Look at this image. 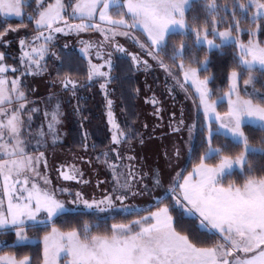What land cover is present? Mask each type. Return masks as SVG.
I'll return each instance as SVG.
<instances>
[{
    "label": "snow or ice",
    "instance_id": "1",
    "mask_svg": "<svg viewBox=\"0 0 264 264\" xmlns=\"http://www.w3.org/2000/svg\"><path fill=\"white\" fill-rule=\"evenodd\" d=\"M194 4L198 5L195 14ZM0 18V45L5 48L10 34H19L28 24L35 33L31 39L19 40V69L7 66L6 53L0 52V250L38 242L42 250L37 264H264V90L255 87L258 76L264 78V42L259 39L264 35V0L224 4L219 0H0ZM11 18L19 20L18 27L11 26ZM88 32L99 33L103 39L98 44L79 39ZM56 34L77 37L79 57L53 51ZM245 35L246 42L241 39ZM118 37L132 40L147 59L128 52ZM105 45L130 56L137 71L143 66L147 72L149 60L155 62L173 82L169 95L177 88L186 94L194 90V106L197 113H203L199 132L204 150L198 162L191 170L176 171L167 181L160 171H153L149 177L152 188H163L166 182L168 186L148 208L126 203L150 189L144 183L147 173L137 178L131 163L135 157L121 154V146L131 144V130H122L112 113L107 86L114 79L115 65ZM69 47L64 44L65 49ZM229 47L235 55L227 74L228 86L213 99L209 85L214 77L201 78V73L209 72L211 54L224 55ZM93 52L102 63L93 62ZM49 56L61 68L68 66L63 75L57 69L56 80L73 96L79 87L103 81L99 86L105 93L113 147L103 153L102 162L111 171L114 185L112 193L102 199H85L77 191L66 202L60 197L71 193L67 188H53L46 174L48 162L41 149L49 138L53 145L57 143L63 113L59 103L45 110L43 123L33 132V114L39 109L28 107L31 102L21 77L42 75L48 70ZM76 59L87 62V85L71 74ZM18 71L19 76L8 79L9 72ZM225 102L227 108L221 113L218 108ZM151 103L159 119V102L153 97ZM183 126L182 112L181 119L169 127L180 132ZM197 129L198 117L187 125L189 159ZM83 139L87 151V133ZM31 140H35L34 153L29 151ZM217 140L223 142L213 146ZM175 156L179 159V148ZM125 160L129 163L124 164ZM57 171L65 181L88 183L77 179L83 173L75 165H62ZM67 204H82L84 212L94 216L125 213L139 218L113 223L103 233L98 219L63 230L56 224L69 211ZM30 230L44 234L34 241ZM12 235L15 240L9 244L6 238ZM0 264H33V259L4 254Z\"/></svg>",
    "mask_w": 264,
    "mask_h": 264
},
{
    "label": "rangeland",
    "instance_id": "2",
    "mask_svg": "<svg viewBox=\"0 0 264 264\" xmlns=\"http://www.w3.org/2000/svg\"><path fill=\"white\" fill-rule=\"evenodd\" d=\"M74 22H79V21H74ZM33 35H35V33L29 29H20L19 34L11 33L10 36L8 37V41H10L8 47L5 48L4 46L0 45V52H5L6 54L10 55L13 58V60L17 61V64L20 65L19 57L21 53L19 49V40L21 38L31 39ZM58 38H60L61 40L62 39L78 40V38L75 36L65 37L62 36L61 34H56V39ZM139 38L143 39L142 37ZM79 39L89 40L94 44H98L103 39V37H101L99 33L88 32V33H82ZM241 39L244 40L245 42L247 41V39L245 38L244 39L241 38ZM117 40L121 45L127 47L129 51L130 50L136 51L138 52L140 57H144L145 59H147V57H145L140 52V49L133 43L132 40L124 39L122 37H118ZM79 47L80 45L76 46L75 48L79 50ZM105 51L106 52L111 51L113 53L112 56L113 61H115V59L119 61L120 59L127 58L125 56L124 58L119 57V55L121 54L116 53L114 49H111L107 45H105ZM93 62L102 63V61L98 62L95 60L94 52H93ZM4 63L8 66V64L5 61ZM149 63L151 64V68L149 69V71L145 72L143 70V66H141V70L139 71L135 70V74H136L135 76L137 77L136 82L132 80V85L135 84L136 86V90L134 92L135 104L134 106L133 104L126 106L127 113H132V111H135L136 109L137 111L139 110L138 111L139 113H143V116H141L144 120L143 125L147 124V128L145 127V132H144L146 136L143 137V143H141L140 141L134 140L135 138H133V136L131 135L130 136L131 144L129 145L128 143H125L121 146V154L122 153L125 155L130 154L131 156L133 155L135 157V162L139 165V166L136 165L137 167L135 168L138 179L140 176L139 170L140 171L146 170L148 175L145 176L144 183L147 184L148 182L146 180L147 177L149 176L150 170L160 171L167 181L168 179H170V176L175 175L176 171H179L181 168H185L187 163L188 147H189L187 125L192 124L193 120L196 119L198 115L196 107L194 106L193 103L195 99L194 90L189 89V92L186 94L177 88L173 90L172 95H169L168 88L173 83L171 78L167 77L166 73L158 65H156L155 62L149 60ZM120 64L126 66L128 63L127 60L125 61L120 60ZM18 65L14 67L19 69L20 67H18ZM104 70L107 71V69ZM8 74H7L8 79L11 80L16 78V76H19L20 72L18 71L15 74L9 72ZM21 79L23 81L24 80L26 81V85L30 90V93L28 94L29 100L31 102L30 104L33 103L32 99L37 98V96L40 97L44 93L49 92L47 90L48 88H46V85L43 82L42 75L27 76L26 78L21 77ZM100 83H103V81L97 82L95 86H93L94 84L92 83L89 86L91 87V89L89 90H88L89 87H87L85 90L81 89L80 87V90H78L76 96H74L78 101V107L80 105L81 108H84L86 110L88 108L90 110H93L96 104L98 105L102 113L104 112L105 107L107 105L105 106L103 102H100L99 95H102V91L100 90V86H99ZM126 83H131V82L127 80ZM243 87L244 85L241 86V88ZM97 89H99L100 92H97ZM251 90L252 89L250 88L249 91ZM86 93H90V94L92 93L93 95L92 98L89 99L88 96H85ZM188 96H191L192 98H188ZM153 97H155V99L159 102L157 106L161 109L159 119L157 118L156 115H154L156 108L151 103ZM92 99L95 100V103L92 102ZM196 104H198V100H196ZM225 106L227 108L226 102H225ZM225 110L223 111L218 110V111L223 113ZM182 112H183V120L185 126L181 128L180 132H172L169 125L176 124L181 119ZM113 116L114 119H116L115 113H113ZM130 118L131 116L130 117L127 116L125 122L131 121ZM64 121L65 120H63L61 117V124L58 126L59 133L61 135L60 140L62 142V147L58 146L53 148L49 145L48 142L47 143L48 145L45 148L41 149V151L45 152L47 158L48 169L46 174L48 178L52 181V187L68 189L71 195L70 196L65 195L60 197L61 199H64L66 202L68 200L74 199L75 193L77 191L81 192L82 196H84L85 199H89V200H91L93 197H95L96 199H102L105 194H111L114 185V182L112 180V173L108 169V167L102 162L104 159L103 153L107 151L105 150L106 148H103L105 146L102 145L101 147V145L97 143L95 146H92L90 148L87 147V150L91 152L86 153L85 157L82 158L85 159V161H78L76 159L78 163L72 164L73 162H75L74 161L75 158L73 156L71 157L73 153H71L69 157L67 156L68 151H66L65 149L68 150V147L70 145L82 148L84 144L81 143L82 140H77V138L71 137L69 134L67 135L66 129L68 125ZM123 125H126V123ZM131 133H136V132L132 131ZM110 135H111V131H110ZM66 145H68V147ZM33 148L35 147L33 146ZM176 148L180 149L179 159H177V157L175 156ZM30 153H34V151L33 152L30 151ZM166 154L168 156V159H165ZM64 162L67 163L66 164L67 166L75 165V167L80 169V171L81 169L84 168L85 170L82 171L84 173V178L89 179L87 180L88 183L81 185L78 184L77 182L63 181L58 175L57 166L59 163H61V165L64 164ZM123 163L128 164L129 161L125 160L123 161ZM191 168L188 170H191ZM41 172L42 173L44 172L43 164H41ZM167 186H168L167 182L165 183L163 188L153 189L151 185L149 186L150 190L146 195L142 194L136 198H129V200L126 201V203H128L129 206L135 205L139 208H142L144 205L151 204L155 202L157 199H160L164 195V190L167 188ZM66 206L69 208V210L83 209L82 204L79 205L78 207L72 204H67ZM117 206L119 207V205ZM153 210L155 209L153 208ZM97 215L109 216L106 213L97 214ZM141 215H146V213H142ZM29 237L33 238L34 241L37 240L36 237L34 236H29ZM14 240H15V236L9 244H11ZM0 255H4V254H0Z\"/></svg>",
    "mask_w": 264,
    "mask_h": 264
},
{
    "label": "trees",
    "instance_id": "3",
    "mask_svg": "<svg viewBox=\"0 0 264 264\" xmlns=\"http://www.w3.org/2000/svg\"><path fill=\"white\" fill-rule=\"evenodd\" d=\"M226 2L231 3V0H219V3L221 4H224ZM197 9H198V5L194 4L193 14H195V11ZM28 11H31V9H29ZM0 23H3V18H0ZM9 23L11 24L12 27L19 26V20H17L16 18H11ZM24 23L28 24V21L25 19ZM4 26L7 27L8 24H4ZM21 29L32 30V25L28 24L27 28H21ZM241 38L248 39L246 35L242 36ZM174 39L178 41V37ZM259 39L262 42H264V35L259 36ZM173 42H174L173 40H170L169 43L171 44ZM54 43H55V47L52 49L53 51L72 53L74 54L75 57H79L80 55L79 50L75 48L76 46L79 45L78 40H74V39H68V40L62 39L61 40L60 38H58V39H55ZM65 43L70 45L68 49L64 48ZM234 55H235V49L231 47L226 48L224 50V55H220L219 53L211 54L210 55L211 63L209 65V72L201 73V78H203L204 75H212L214 77L212 83L209 85V87L212 89V92H213V99H216L218 95H222L223 91L227 89V86H228L227 74H228V71L234 66L233 64ZM203 56H204V52L201 51L199 53V57L203 59ZM119 57H123V56L119 55ZM124 59H127V58H124ZM116 60L117 59H115V61ZM5 62L10 67H14V66L16 67L18 65L17 61H14L13 58L8 54H6ZM46 62H47L48 70L42 74V77H43V82L46 85V88H48L47 90L49 92L44 93L40 97L37 96V98L32 99L33 103L28 105L29 108L35 107L39 109L38 113L33 114L32 131L35 132L37 129L40 128L41 124L43 123L44 111L45 110L51 111L55 107V105L59 103L60 110L63 113L62 119L65 120L64 122H66L68 125L66 129L67 134H69L71 137L77 138V140H81L84 136V133H87L86 144L88 148L92 147V138L96 137L97 139H100L103 145L105 146L103 148H106L105 150L109 151L111 148V145L109 142L110 129H109L108 121H107V109H106L107 102L105 100V93L102 92V95H99L100 102H103L104 105L106 106L104 112L102 113V111L98 109L99 108L98 105L95 104L94 109L86 112L83 117L81 113V109H80L81 107L80 105L78 107V101L76 97H74L70 92L62 90L61 85L56 80L57 69H60V75H63L65 71H68V66L65 65L63 68H61L59 62L56 61L55 58L51 56L46 58ZM18 67H20V65H18ZM71 74L74 76V78H76L80 82V84L81 82H84L85 85H87L88 84L86 80L87 62L81 59H76L75 62L71 66ZM114 75H116L117 78L113 82H111V84H108L107 86L108 99L112 100L113 102L112 108H115L116 119L119 120L120 117L126 119L127 117V111H126L127 107L126 106L132 105V104L134 106L135 104L134 92L136 90V86L135 84L132 85V80L136 82L137 77L135 76L136 74L132 68V64L131 65L127 64L126 66H123V65L118 64V61H116V64L114 67ZM127 80H129L131 83H126ZM258 80L259 82L256 83L255 87L257 89L264 90V88H262V85H264V78H260L258 76ZM22 82H23L22 87L28 97L30 90L28 89L26 85V81L22 80ZM99 82H102V81H99ZM127 84L129 87L127 86ZM242 85H243V79L240 80V87ZM86 87H89V86H86ZM89 89H91V87H89L88 90ZM78 90H80V87L76 90V94ZM97 92H100L99 89H97ZM50 96L53 97L51 101H49L48 99ZM85 96H88L89 99H91L93 95L92 93L91 94L86 93ZM28 101H30L29 97H28ZM92 102L95 103V100L92 99ZM77 108L80 111L78 113L76 111ZM225 108L226 106L224 103L220 108H218V110L223 111L225 110ZM197 117H198V129L195 135V139L191 145V147L193 148V151L191 153V159H189V152H188L187 163L185 166L187 170L191 168L193 163L198 162L199 156L202 154L204 150L201 144L202 135L199 132V126L203 124L204 118L201 112L198 113ZM81 125H85V127L83 128ZM44 128L46 131L47 130L46 124L44 125ZM25 135L27 136V133ZM256 135H259V134L257 133ZM60 137L61 135L59 136V139L55 145L52 144L51 139L49 138L48 140L49 145L53 148L58 147V146L62 147V142L60 140ZM222 142H223L222 140L214 141L213 146H216L218 143H222ZM33 146L35 147V140L30 141L29 151H32V152L34 151L32 150V149H35L33 148ZM66 146L68 147V145ZM65 150L68 151L67 156L69 157L71 153H73L71 157L73 156L75 158L74 159L75 162H73L72 164L78 163V161H80L79 156H81L83 152L85 153L91 152L88 150L85 151L81 147H75L71 145L68 147V150L67 149ZM122 155L131 156L130 154L125 155L123 153ZM110 156L114 157V154L110 152ZM131 163L135 166V168L139 166L135 162V159L131 161ZM257 167L259 168L260 165L257 164ZM152 171L151 170L149 171V176L147 177V180H146L148 182V186L152 185L151 180L149 178ZM139 172H140V175L147 173L146 170L145 171L139 170ZM232 179H240V178L234 176L232 177ZM154 204L155 202L144 205L142 208H148ZM136 218H138V216L126 215L125 213L113 214V216H98V215L94 216L92 213L84 212L83 209H72V210H69L65 214V217L63 219L57 221L56 226L62 228L63 230H67L70 227L82 225L85 220L95 221L98 219L101 224L99 231L103 233L106 228L110 230L111 225L113 223H128L130 220H134ZM43 234L44 233L42 231L37 233V232L30 230L28 232L29 236L36 237L37 239L36 241H38L39 237H41ZM13 238H14V235L6 239H8L10 243L13 240ZM41 250H42V245H39L38 242H34L31 245L24 246V247L3 248V250H0V254L7 253L10 255H15L17 258H21L24 255H28L32 257L33 264H37V260H38Z\"/></svg>",
    "mask_w": 264,
    "mask_h": 264
},
{
    "label": "flooded vegetation",
    "instance_id": "4",
    "mask_svg": "<svg viewBox=\"0 0 264 264\" xmlns=\"http://www.w3.org/2000/svg\"><path fill=\"white\" fill-rule=\"evenodd\" d=\"M123 46V45H122ZM123 47H125V46H123ZM126 49H127V51L128 52H130V53H133V54H136V55H139L138 54V52H136V51H132V50H130L129 51V49L127 48V47H125ZM121 55H123V54H121ZM127 57V59H120V60H127V63L128 64H132V62H131V57L130 56H126V55H123V57ZM142 60L143 59H145L144 57H140ZM120 60L118 61V64H120ZM113 63H114V65L116 64V61H113ZM121 63H122V61H121ZM120 65H122V64H120ZM133 68V67H132ZM133 70L135 71L136 69L135 68H133ZM111 75L114 77V79H113V81L117 78L116 77V75H114V69H113V72L111 73ZM99 81H102V80H98V81H94L93 82V86H95L96 85V83L97 82H99ZM112 81V82H113ZM88 83V82H87ZM81 84L82 85H85V83L84 82H81ZM111 84V83H110ZM87 87L86 86H83V87H81V89H83V90H85ZM99 109V108H98ZM100 110V109H99ZM88 111H90V109L88 108L87 110L86 109H84V108H81V113H82V115H83V117H84V114L86 113V112H88ZM139 111V110H138ZM137 111V109L134 111V112H132V113H127V116H131V118H130V120L131 121H126L125 122V118H122V117H120L119 118V120H117V119H115V121L117 122V124L120 126V128L122 129V130H125V131H129V130H131L130 132H129V135L131 136H133V138H135L134 140H137V141H141V140H143V137H145L146 135H145V126H146V128H147V124L146 125H143V118L141 117V116H143V113H139ZM112 112L113 113H116V111H115V108H112ZM134 120V121H133ZM107 121H108V119H107ZM126 123V125H123V124H125ZM84 124V123H83ZM126 126H127V128H126ZM83 128L85 127V125H83L82 126ZM109 129H110V127H109ZM136 132V133H131V132ZM68 135V134H67ZM82 141H81V143H85V141H84V139L82 138L81 139ZM109 142H110V145H111V135H110V138H109ZM97 143H99V145H101V147H102V143H101V140L100 139H97L96 137H93L92 138V146H95ZM111 147H112V145H111ZM82 149L84 150V148L82 147ZM85 152H83L82 154H81V156H80V161H85V159H82V158H84L85 157ZM89 157V156H88ZM63 166H65V167H67V165H66V163H64V164H62ZM61 164H58V166H57V169L60 167V166H62ZM82 170H85L84 168L83 169H81V171L80 172H82L83 173V171ZM78 180H83V181H87V180H89V179H85L84 178V173H83V176L82 177H79L78 176V178H77ZM71 182H77L76 180H70ZM145 182V181H144ZM78 183V182H77ZM78 184H81V185H83V184H85V183H78ZM87 184V183H86ZM128 204V203H127ZM97 215V214H96Z\"/></svg>",
    "mask_w": 264,
    "mask_h": 264
},
{
    "label": "water",
    "instance_id": "5",
    "mask_svg": "<svg viewBox=\"0 0 264 264\" xmlns=\"http://www.w3.org/2000/svg\"><path fill=\"white\" fill-rule=\"evenodd\" d=\"M60 167H61V166H60ZM60 167H59V168H60ZM59 168H58V169H59ZM58 175H59V177H60V174H59V172H58ZM61 179H62V178H61ZM62 180H63V179H62ZM63 181H65V180H63Z\"/></svg>",
    "mask_w": 264,
    "mask_h": 264
}]
</instances>
